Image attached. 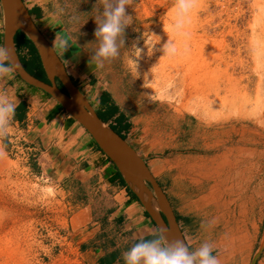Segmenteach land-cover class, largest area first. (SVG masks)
Listing matches in <instances>:
<instances>
[{
	"label": "rangeland",
	"instance_id": "rangeland-1",
	"mask_svg": "<svg viewBox=\"0 0 264 264\" xmlns=\"http://www.w3.org/2000/svg\"><path fill=\"white\" fill-rule=\"evenodd\" d=\"M43 1L48 14L42 26L50 40L66 36L78 74L96 75L95 92L111 90L129 114L128 144L168 197L191 248L211 243L220 264H251L262 248L256 264H264V164L257 163V150L264 149V0H194L188 36L177 39L174 57L164 58L160 49L168 39L174 0H131L126 14L133 22L124 30L120 52L123 57L135 44L141 55L131 57L136 64L126 59L125 66L118 58L103 69L90 63L97 27L91 13L98 0ZM60 8L63 14L53 18ZM145 31L161 38L151 55ZM215 142L219 152L206 148ZM25 144L11 125L0 135V264H88L72 242L71 200L35 156L19 149ZM231 145L242 149L239 156L247 163L227 164L223 175L230 171L231 177L221 192L202 209L200 200L197 208L189 206L182 197L197 184L181 182L179 173L200 164L189 157L222 154Z\"/></svg>",
	"mask_w": 264,
	"mask_h": 264
},
{
	"label": "crops",
	"instance_id": "crops-1",
	"mask_svg": "<svg viewBox=\"0 0 264 264\" xmlns=\"http://www.w3.org/2000/svg\"><path fill=\"white\" fill-rule=\"evenodd\" d=\"M22 1L35 25L50 43L67 74L100 121L128 142L132 121L129 114L118 104L112 91L104 88L95 92V87L100 84L96 75L81 77L76 67L72 66L79 63L71 62L70 52L58 51L44 31L42 24L48 14V1ZM18 32L14 36V45L21 66L35 77L44 70L41 59L28 37L23 32ZM5 34L6 16L0 0V46L4 47ZM78 60L81 65L83 60L79 57ZM3 91L13 94L18 100L15 115L10 122L11 127L15 129L18 138L27 143L25 145L36 157L37 165L48 173L51 183L71 200L69 204L73 205L70 219L72 242L79 249L85 263L117 264L119 260L120 264H123L121 254L132 244L156 235L164 236L113 161L100 149L89 132L53 97L26 83L14 69L10 77L0 78V92ZM243 130L244 127L242 133ZM216 133L218 134L215 132L213 135H217ZM246 143L248 142L243 144ZM205 145L208 150L220 151L217 142ZM195 146L191 145L189 148ZM257 152V163L264 164V149L260 148ZM240 153L242 149L234 145L226 148L222 154L189 157L200 164L184 167L179 173L181 182L197 184L190 196L182 197L189 199L185 202L197 208L198 200L206 196L214 198L219 190L221 192L231 177L230 171L226 172L229 173L228 176L223 175L227 164L244 166L243 164L247 163L244 158L241 159ZM229 157H235V162H227ZM219 159L223 161L218 163ZM194 197L197 198L192 200ZM205 205L197 209H202ZM181 229L185 237L184 230ZM187 244L189 249H192L188 241Z\"/></svg>",
	"mask_w": 264,
	"mask_h": 264
},
{
	"label": "clouds",
	"instance_id": "clouds-1",
	"mask_svg": "<svg viewBox=\"0 0 264 264\" xmlns=\"http://www.w3.org/2000/svg\"><path fill=\"white\" fill-rule=\"evenodd\" d=\"M130 4L131 0H98L97 6L93 9L91 15L97 25L94 31L96 40L93 44L96 46L90 63H93L97 69H103L106 63L118 58L121 59L122 65L126 66V59L135 63L131 57L141 55L142 49L133 44L131 51L121 57L120 50L125 43L124 30L133 22V17L126 14V7ZM195 6L194 0H174L171 21L168 25L169 32L164 29L168 39L160 49L163 53L162 58L174 57L177 54V39L188 36L187 29ZM62 14L63 9L60 8L52 15L55 18ZM142 38L148 54L151 55L154 46L160 43L161 38L148 31L142 34ZM53 43L64 51L68 46H72L66 36L59 34L58 38L55 35ZM14 67L12 53L7 47L0 46V78L10 77ZM17 105L18 100L13 94L7 91L0 92V135L8 134ZM213 253V245L207 241L202 242L195 249H189L183 241L170 242L163 235H156L151 239H141L132 244L122 252L121 259L123 264H220L218 257ZM117 264H120L119 260Z\"/></svg>",
	"mask_w": 264,
	"mask_h": 264
},
{
	"label": "water",
	"instance_id": "water-1",
	"mask_svg": "<svg viewBox=\"0 0 264 264\" xmlns=\"http://www.w3.org/2000/svg\"><path fill=\"white\" fill-rule=\"evenodd\" d=\"M1 1L6 16L5 47L12 53V62L15 65L13 69L26 83L43 90L53 97L71 117L89 132L100 149L116 165L130 188L137 194L147 212L153 217L163 232L166 240L170 242L180 240L188 246L169 199L154 178L146 162L126 140L106 127L90 108L86 99L67 74L62 61L35 25L23 1ZM18 31L23 32L35 47L47 74L48 83L37 79L22 68L14 45V36ZM56 78L66 92L58 87ZM136 183L144 186V195L136 190ZM146 183L151 185L154 195ZM149 199L157 200V209L151 206ZM261 252L262 248L254 256L251 264L257 263Z\"/></svg>",
	"mask_w": 264,
	"mask_h": 264
},
{
	"label": "bare ground",
	"instance_id": "bare-ground-1",
	"mask_svg": "<svg viewBox=\"0 0 264 264\" xmlns=\"http://www.w3.org/2000/svg\"><path fill=\"white\" fill-rule=\"evenodd\" d=\"M261 82V81H260ZM259 87V86H258ZM259 90V89H258ZM258 105V107H256V108H258L259 109V111H260V109L262 108V106H260L261 105V103H259V104H257ZM264 105V104H263ZM255 110V109H254ZM263 111V110H262ZM264 114V113H263ZM260 115V114H259ZM263 117V116H262ZM252 122V121H251ZM254 122V121H253ZM259 122V121H258ZM257 123V122H256ZM258 124V123H257ZM264 124V123H263ZM259 125V124H258ZM262 125V124H261ZM214 149V148H213ZM209 163V162H208ZM202 166V165H201ZM200 166V167H201ZM203 167V166H202ZM215 171V170H214ZM215 174V173H214ZM204 182V181H203ZM205 183V182H204ZM135 188H136V190L140 193V194H143L144 195V193H145V188H144V186L143 185H137V183H136V186H135ZM214 191V190H213ZM203 192V191H202ZM211 196V195H210ZM202 198V197H201ZM210 201V197L208 198L207 196L206 197H204V198H202V199H200V202H203L204 204L203 205H205L206 203H208ZM149 202H150V204H151V206H153L155 209H157L158 208V202H157V200L156 199H149ZM208 210V209H207ZM212 211V210H211Z\"/></svg>",
	"mask_w": 264,
	"mask_h": 264
},
{
	"label": "flooded vegetation",
	"instance_id": "flooded-vegetation-1",
	"mask_svg": "<svg viewBox=\"0 0 264 264\" xmlns=\"http://www.w3.org/2000/svg\"><path fill=\"white\" fill-rule=\"evenodd\" d=\"M44 73V76H42V74ZM35 77L36 78H38L39 80H42V81H44V82H49L48 81V77H47V74H46V72L43 70V72H41L40 74H37V75H35ZM56 83H57V85H58V87L61 89V90H63V91H65V89H64V87L62 86V84L60 83V81L56 78ZM149 186H151L150 184H149ZM174 213H175V211H174ZM175 216H176V218H178L177 217V215H176V213H175ZM164 218V217H163ZM178 220V219H177Z\"/></svg>",
	"mask_w": 264,
	"mask_h": 264
},
{
	"label": "built area",
	"instance_id": "built-area-1",
	"mask_svg": "<svg viewBox=\"0 0 264 264\" xmlns=\"http://www.w3.org/2000/svg\"><path fill=\"white\" fill-rule=\"evenodd\" d=\"M19 149H21V151H22L23 153L25 152L27 155H30L31 152H32L30 149L27 148L26 145H21V146L19 147Z\"/></svg>",
	"mask_w": 264,
	"mask_h": 264
},
{
	"label": "trees",
	"instance_id": "trees-1",
	"mask_svg": "<svg viewBox=\"0 0 264 264\" xmlns=\"http://www.w3.org/2000/svg\"><path fill=\"white\" fill-rule=\"evenodd\" d=\"M18 33H20V34H22L20 31L18 32ZM32 45V44H31ZM32 47L34 48V46L32 45ZM34 50H35V48H34ZM36 51V50H35ZM113 130V129H112ZM114 131V130H113ZM178 219V218H177Z\"/></svg>",
	"mask_w": 264,
	"mask_h": 264
}]
</instances>
